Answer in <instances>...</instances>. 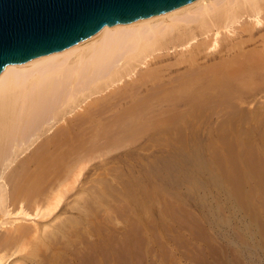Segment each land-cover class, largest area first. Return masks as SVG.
Listing matches in <instances>:
<instances>
[{
  "label": "bare ground",
  "instance_id": "1",
  "mask_svg": "<svg viewBox=\"0 0 264 264\" xmlns=\"http://www.w3.org/2000/svg\"><path fill=\"white\" fill-rule=\"evenodd\" d=\"M178 71L179 77L171 76ZM260 75H264V0H193L164 14L102 26L50 55L4 66L0 70V264H49L55 248L52 237L62 232L61 222H66L60 216L69 213L66 199L86 193L93 204L99 201L93 184L97 171L106 169L112 158L99 163L94 154L127 149L133 143L131 125L159 123L164 106H174L163 99V93H176L184 80L193 91H207L212 84L207 83L217 76L225 81L249 77L248 84ZM183 103L190 102L179 101ZM113 196L107 202H114ZM78 201L75 208L72 203L76 213L82 205ZM97 212L92 213L95 220ZM38 253H42L40 261Z\"/></svg>",
  "mask_w": 264,
  "mask_h": 264
},
{
  "label": "rangeland",
  "instance_id": "2",
  "mask_svg": "<svg viewBox=\"0 0 264 264\" xmlns=\"http://www.w3.org/2000/svg\"><path fill=\"white\" fill-rule=\"evenodd\" d=\"M218 77L207 91L181 81L179 91L162 94L174 106H164L161 124L131 125L136 136L131 131L135 139L127 149L94 154L99 163L112 158L93 184L99 201L93 204L86 193L79 196L87 201L74 194L66 199L68 220L59 215L66 222L60 218L63 230L52 237L49 264H264V75L248 84L249 77ZM109 195L114 202H107ZM75 200L82 204L79 213L72 209Z\"/></svg>",
  "mask_w": 264,
  "mask_h": 264
},
{
  "label": "water",
  "instance_id": "3",
  "mask_svg": "<svg viewBox=\"0 0 264 264\" xmlns=\"http://www.w3.org/2000/svg\"><path fill=\"white\" fill-rule=\"evenodd\" d=\"M193 0H0V70Z\"/></svg>",
  "mask_w": 264,
  "mask_h": 264
}]
</instances>
